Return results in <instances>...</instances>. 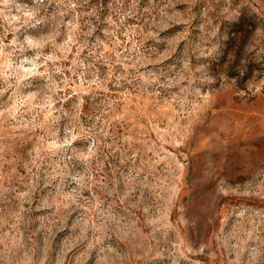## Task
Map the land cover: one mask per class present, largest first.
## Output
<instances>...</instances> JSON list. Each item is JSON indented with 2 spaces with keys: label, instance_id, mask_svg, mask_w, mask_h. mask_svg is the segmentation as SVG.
I'll return each instance as SVG.
<instances>
[{
  "label": "rangeland",
  "instance_id": "374dc122",
  "mask_svg": "<svg viewBox=\"0 0 264 264\" xmlns=\"http://www.w3.org/2000/svg\"><path fill=\"white\" fill-rule=\"evenodd\" d=\"M0 264H264V0H0Z\"/></svg>",
  "mask_w": 264,
  "mask_h": 264
}]
</instances>
